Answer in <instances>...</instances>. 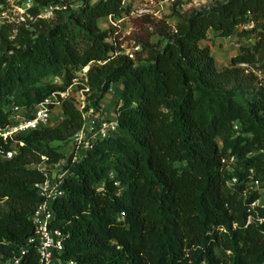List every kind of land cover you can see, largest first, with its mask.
<instances>
[{"label": "trees", "instance_id": "16d2710c", "mask_svg": "<svg viewBox=\"0 0 264 264\" xmlns=\"http://www.w3.org/2000/svg\"><path fill=\"white\" fill-rule=\"evenodd\" d=\"M32 2L33 17L59 0ZM62 2L51 21L0 25V128L12 107L31 109L74 81L94 113L111 85L121 87L113 134L66 166L64 196L51 206L60 264H264V208L252 207L264 196V0L185 14L173 4V25L129 17L125 0ZM124 17L135 26L126 37L98 28ZM209 33L252 42L217 70L200 45ZM121 42L138 48L131 60ZM57 100L58 122L17 136L15 156L0 162V264H35L29 247L18 255L40 204L31 186L44 173L30 166L62 160L59 147L70 155L83 125L72 100Z\"/></svg>", "mask_w": 264, "mask_h": 264}, {"label": "built area", "instance_id": "2783aa9c", "mask_svg": "<svg viewBox=\"0 0 264 264\" xmlns=\"http://www.w3.org/2000/svg\"><path fill=\"white\" fill-rule=\"evenodd\" d=\"M62 1L63 0H59V3L55 5H46L37 8L35 16L32 17L28 13V11L33 8L32 0H5L4 5L0 7V25H19L24 24L26 20L51 21L56 12L65 10L66 5ZM99 1L104 0H86L89 5ZM76 7L77 5L75 4L68 6V8L71 9H75ZM7 11H11V13L6 15ZM141 14L152 15L150 12L144 10L137 12L135 15L131 13L130 16L138 17ZM106 21L112 28H118L109 18H107ZM119 48L121 54L130 60L133 54L138 52V48L131 42H121ZM86 70V68L81 70L80 76L83 75ZM257 78L260 80V75L258 73ZM68 89L63 93L50 96L31 109H19L16 107L10 109L9 123L0 128V142L9 147L8 150L5 151L0 149V162L9 161L15 156V146H21L20 143L14 141L17 136L25 135L30 131L48 125L51 111L59 106L57 98L61 100H71L68 96ZM81 92L86 93V90ZM77 110L81 112L83 125L80 131L70 140V146L72 148L71 154L68 155L65 161L60 160L55 164L46 166L48 171L52 173H44L42 182L31 186L32 190L40 199V204L34 209L29 218V223L32 228L31 237L24 242V248L18 252V255L22 256L24 249L29 247L34 252L35 264H60L59 256L63 250L62 241L64 236L56 230H51L49 226L52 222L51 206L64 196L62 182L63 179L69 175L68 170L65 169L66 166L79 162L84 158L85 153L91 150L93 144L97 141L109 138L115 130V122L100 119L99 113H94L91 109L84 111L82 105H80ZM106 179L111 181L113 179L112 174H106ZM233 183L234 180H231L230 184ZM113 185L116 186V183ZM253 187H255V184H253ZM96 191H101V186L98 187ZM261 199L263 200L261 205L264 208V196ZM254 205H258L257 202L253 204L252 207ZM12 264H17V259L12 260ZM66 264H72V262Z\"/></svg>", "mask_w": 264, "mask_h": 264}, {"label": "rangeland", "instance_id": "374dc122", "mask_svg": "<svg viewBox=\"0 0 264 264\" xmlns=\"http://www.w3.org/2000/svg\"><path fill=\"white\" fill-rule=\"evenodd\" d=\"M218 0H125L124 4L127 5L130 8V13H133L134 15L139 11H148L152 14V17L156 20L161 19L162 17H167V23L170 25H173L175 22L174 17H171L170 10L172 8L173 4H176L174 7V12L177 14H185L187 12H190L192 10H199L206 8L210 6L211 4L216 3ZM11 11H7L6 15L10 14ZM115 25L118 26L120 31L122 32L123 36H128L127 34L130 33V31L134 30L133 24L129 22L128 18H121L119 20L111 21ZM111 27L109 23L106 20H102L98 24V28L100 31H104L107 28ZM248 30V28H244ZM155 38L151 39L152 43H155ZM252 40L251 37L247 36L244 38H235L230 37L227 39H220L217 38L215 35L209 33L206 37V40L201 42V46H207L210 51V55L213 58L214 65L217 70L224 69L228 61L231 57L235 56L238 52L239 47H246L251 44ZM80 73L76 74V79H79ZM46 82H51L53 84H59V81L55 78H48L45 80ZM68 96L72 100L75 108L79 109V106L82 105L83 107L87 105V98L89 97V94H85L81 91H79V87L74 81L72 85L67 90ZM241 98H245V95H241ZM6 109V108H5ZM56 112V111H55ZM57 147V145L53 144L52 147ZM59 152H62L63 158L62 160L65 161L68 158V152L63 148L59 147ZM30 169H35L37 171H41L43 173H52L49 172L48 169L44 165H38V166H30ZM263 202L262 199L257 201L258 205H261ZM0 211H2V203H0Z\"/></svg>", "mask_w": 264, "mask_h": 264}, {"label": "crops", "instance_id": "0c3cea01", "mask_svg": "<svg viewBox=\"0 0 264 264\" xmlns=\"http://www.w3.org/2000/svg\"><path fill=\"white\" fill-rule=\"evenodd\" d=\"M120 89H121V87L119 84L111 85L108 88L106 94L104 95L103 99L99 103V105H100V112H99L100 119H102L104 121H114L115 120L114 108L118 103V96H119ZM59 119H60V112H59L58 108H55L50 114V122H49L50 126L55 125ZM69 149H70V147L68 146L67 150H69Z\"/></svg>", "mask_w": 264, "mask_h": 264}]
</instances>
